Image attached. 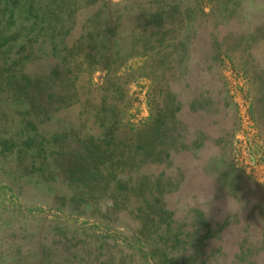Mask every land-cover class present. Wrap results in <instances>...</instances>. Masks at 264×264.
I'll return each instance as SVG.
<instances>
[{
  "label": "rangeland",
  "instance_id": "1",
  "mask_svg": "<svg viewBox=\"0 0 264 264\" xmlns=\"http://www.w3.org/2000/svg\"><path fill=\"white\" fill-rule=\"evenodd\" d=\"M27 2L0 0V264H264V0H96L63 34ZM165 105L188 139L155 150Z\"/></svg>",
  "mask_w": 264,
  "mask_h": 264
},
{
  "label": "trees",
  "instance_id": "2",
  "mask_svg": "<svg viewBox=\"0 0 264 264\" xmlns=\"http://www.w3.org/2000/svg\"><path fill=\"white\" fill-rule=\"evenodd\" d=\"M95 2L96 0H28V5L25 10L28 14L32 15L34 19L41 20L42 18V20L48 24L52 31L58 32V34H63L64 32L70 31L74 27L78 14L81 13V10L86 8L84 5L89 7ZM16 4L19 7L22 6L20 0H16ZM34 11H36L35 14L33 13ZM177 12L178 7L176 4L168 5L165 10H161L157 12V14L156 12L153 14L154 16L152 17L154 19L159 18L158 21H152L145 24L147 30L144 31L143 37L147 38V42L150 40L154 43L151 48L154 49L157 54L160 53L161 49L163 51L169 49V47H175V44L173 45L172 43L176 40L178 35L175 37H169L166 34L169 33L172 28L174 29V22H176L175 19L178 15H180ZM179 37H181V35H179ZM146 38H144V40H146ZM181 39L183 40V38ZM145 42L146 41L143 43L144 45H138L141 47H137V50L144 48V46L147 44ZM101 55H103V53L100 54V57ZM184 56L185 53L183 55L182 48H180V50L177 51L176 56L169 59L168 64L182 63ZM47 85V81H38L35 87L24 83L21 91L29 93L31 96L34 95V97H38L40 95L44 98L55 96L56 93H58V95L63 93V91H61L55 84H53L54 87L52 88H48ZM208 100H210V96L206 91L204 92V95H201L198 98H193L190 101L189 108L191 110L198 111L199 114H209L208 109L197 105L198 101L205 103ZM168 113H170V116L166 117L165 115H168ZM174 115L175 111L169 112L167 105L160 109V114H158V116L155 118L157 123L155 135L153 136V140L148 143V145L153 149L164 150L165 148L172 146L174 143L184 142L186 138L188 139V135L184 131L178 129L180 120L176 119ZM194 136V143L198 147L202 144V139L199 137V131H196ZM90 147L91 146L89 145H85L84 152H70L69 156L61 157H64L65 162H70L72 164L71 168L76 167V171L80 170L81 167L85 166L87 162H93L96 160L95 156L97 152H94V150ZM56 154L66 155L65 148L61 145L58 146L56 149Z\"/></svg>",
  "mask_w": 264,
  "mask_h": 264
}]
</instances>
